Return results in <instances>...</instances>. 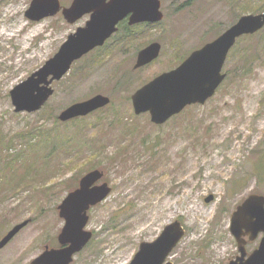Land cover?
I'll return each instance as SVG.
<instances>
[{
    "label": "rangeland",
    "instance_id": "rangeland-1",
    "mask_svg": "<svg viewBox=\"0 0 264 264\" xmlns=\"http://www.w3.org/2000/svg\"><path fill=\"white\" fill-rule=\"evenodd\" d=\"M31 1L0 0V238L29 221L0 250V264H31L46 246L57 248L64 224L58 206L95 169L104 172L111 192L88 211L93 236L71 264H129L141 243L153 242L175 221L185 234L167 261L226 264L238 254L232 213L250 194L264 196V28L231 49L226 78L210 99L165 124L135 115L131 96L240 16L259 14L250 5L264 0H160L162 21L137 26L132 43L121 47L109 40L53 82L54 94L38 112L16 114L10 91L88 19L69 24L58 13L30 21ZM59 1L69 6L73 0ZM154 42L159 57L134 70L137 51ZM98 94L110 98L107 107L58 120L68 106Z\"/></svg>",
    "mask_w": 264,
    "mask_h": 264
},
{
    "label": "water",
    "instance_id": "water-1",
    "mask_svg": "<svg viewBox=\"0 0 264 264\" xmlns=\"http://www.w3.org/2000/svg\"><path fill=\"white\" fill-rule=\"evenodd\" d=\"M159 0H73L69 7H61L59 0H32L25 16L30 21H40L62 14L64 20L73 24L85 15L89 20L70 34L57 53L9 93L14 113L38 112L53 95L54 81L61 80L71 65L97 47L117 31L119 22L128 18L130 26L141 23L155 24L163 19ZM264 27V12L246 14L213 41L193 51L178 67L164 72L143 85L131 96L135 115L148 113L150 122L160 126L181 113L186 107L204 104L224 81V63L236 41L244 35H253ZM161 51L159 43H151L141 49L133 69L143 68L155 61ZM110 99L95 95L88 100L74 103L61 111L62 123L86 117L109 105ZM104 173L98 169L86 173L78 187L68 193L58 206L59 217L64 221L57 236L58 249L45 247L31 264H71L91 240L87 230L88 211L106 200L111 188L100 183ZM212 196L205 198L209 203ZM23 221L14 225L0 238V250L28 225ZM230 233L234 237L238 257L228 264H264V196L250 194L236 207L230 219ZM185 230L175 221L164 227L160 235L150 243H141L129 264H173L166 261L180 242ZM259 244L249 255L247 241ZM247 238V239H246Z\"/></svg>",
    "mask_w": 264,
    "mask_h": 264
},
{
    "label": "flooded vegetation",
    "instance_id": "flooded-vegetation-1",
    "mask_svg": "<svg viewBox=\"0 0 264 264\" xmlns=\"http://www.w3.org/2000/svg\"><path fill=\"white\" fill-rule=\"evenodd\" d=\"M72 3V2H71ZM71 3L69 4V6L71 5ZM69 6H63V5H61V7H63V8H66V7H69ZM62 15V14H61ZM89 20V15H88V19L85 21V23H84V25L86 24V22ZM121 25H124V26H126V27H133V26H130L129 24H128V18H126V19H124L122 22H120L119 24H118V26H117V32L109 39V40H111L112 42L114 41L115 43L113 44V46L114 47H121V45H122V42H121V40H122V36H117V37H115L116 36V34L118 33V31H119V28H120V26ZM109 40L108 41H106L105 43H104V45L103 46H101L100 48H96V49H94V50H92L91 52H89L88 54H86L84 57H86L87 55H89L90 53H92L93 51H96V50H99V49H104L103 47H105L106 45H107V43H109ZM120 40V41H119ZM110 41V42H111ZM126 43L127 44H129L130 42H128V41H126ZM111 49V48H110ZM138 52H139V50L137 51V54H138ZM137 57V56H136ZM73 66V65H72ZM176 68V67H175ZM174 69V68H173ZM172 70V69H171ZM170 71V70H169ZM247 239V238H246ZM248 242H251V241H247V243H246V245H245V247H247V245H248ZM258 244H259V242H258ZM258 244H257V246H258ZM257 246L254 248V249H256L257 248ZM254 249H252L251 251H247V255H249ZM238 255L239 254H236V255H234L226 264H228L231 260H234V259H236L237 257H238Z\"/></svg>",
    "mask_w": 264,
    "mask_h": 264
},
{
    "label": "trees",
    "instance_id": "trees-1",
    "mask_svg": "<svg viewBox=\"0 0 264 264\" xmlns=\"http://www.w3.org/2000/svg\"><path fill=\"white\" fill-rule=\"evenodd\" d=\"M264 5V4H263ZM250 8H251V12L253 13H261V12H264V6H261V7H255V5H250ZM138 26H141V25H138ZM145 26V25H144ZM137 26H133V27H126L124 25H121L120 28H119V31L118 33L116 34L115 37L117 36H122V45H124L126 43V41L132 43V41L135 39L134 36H133V33H132V30L134 28H136ZM120 41V40H119ZM140 50V49H139ZM82 119V118H80ZM75 120H79V119H75ZM74 121V120H73ZM10 150V149H9ZM2 173V171H0V174Z\"/></svg>",
    "mask_w": 264,
    "mask_h": 264
}]
</instances>
